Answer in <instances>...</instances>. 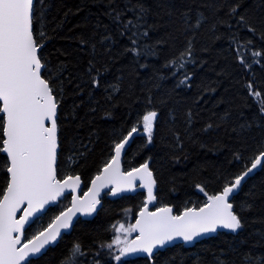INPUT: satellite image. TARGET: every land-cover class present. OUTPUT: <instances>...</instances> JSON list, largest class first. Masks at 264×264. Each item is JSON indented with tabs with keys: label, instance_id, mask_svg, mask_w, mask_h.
Segmentation results:
<instances>
[{
	"label": "trees",
	"instance_id": "trees-1",
	"mask_svg": "<svg viewBox=\"0 0 264 264\" xmlns=\"http://www.w3.org/2000/svg\"><path fill=\"white\" fill-rule=\"evenodd\" d=\"M140 2L149 9L141 28L147 29L148 35L139 38L140 54H136L131 51V33L122 35V25L113 21L109 13L113 8H131L137 0H37V7L44 12L43 30L51 37L46 41L45 55L54 65L66 64L65 77L71 73L74 78L66 84L61 105V158L85 153L81 145L87 146L83 159L74 156L86 191L98 166L110 155L113 139L126 134L147 108L155 107L158 117L152 142L148 143L146 135L135 138L123 163L125 168H131L150 158L149 166L157 179V203L172 204L178 212L186 203L198 205L206 199L196 183L203 184L209 192L218 190L220 177L238 174L244 163L250 166L259 145L264 143V114L247 88L252 81L255 89L264 92V67L252 63L249 71L239 62L231 39L237 17L228 15L230 6L239 3L238 12L259 22L264 19V0ZM185 13L191 18L190 24L198 16L204 19L195 29L194 47L191 57L186 58L185 69L174 75L167 61L184 47L193 31L185 24ZM133 18V12L126 11L122 20ZM35 27L39 31L41 24L37 22ZM236 35L241 42L251 38L256 48H264V41L246 29ZM241 54L251 62L250 53ZM89 60L101 70L99 88L89 82ZM185 74L190 77L187 81ZM76 83H81L82 91ZM113 84L118 85V92L113 91ZM149 96L154 101L152 105L147 103ZM106 112L110 115L106 116ZM242 124L251 127L242 130ZM234 153L241 154L243 161L237 162ZM3 185L4 175L0 172V187ZM144 195V191H137L115 200L105 196L93 220L78 221L72 232L36 264H61L62 256L75 241L88 249L87 264H92L96 251L101 252L104 264L108 250L99 245L110 242V225L134 223ZM70 198L51 208L33 227L46 225ZM233 203L243 217L242 230L218 233L191 248L177 245L161 252L155 264H197L198 259L201 264H211L221 250L230 264H245V254L253 260L264 257V167L247 178ZM246 203H251L252 208L241 211ZM127 260L130 264H154L145 256ZM111 264L118 262L112 260Z\"/></svg>",
	"mask_w": 264,
	"mask_h": 264
},
{
	"label": "snow or ice",
	"instance_id": "snow-or-ice-1",
	"mask_svg": "<svg viewBox=\"0 0 264 264\" xmlns=\"http://www.w3.org/2000/svg\"><path fill=\"white\" fill-rule=\"evenodd\" d=\"M238 8L240 4L236 3L230 6L228 13L237 17L231 39L238 60L249 71L252 63L264 67V48H256L251 38L241 42L236 35L241 29H246L264 41V19L256 22L238 12ZM126 11H132L134 18L125 22L122 17ZM148 11L137 0L131 8H113L109 13L113 21L122 25V35L131 33L134 45L131 51L136 54H140L139 38L148 35L147 29L141 31ZM43 19L44 12L37 7V0H0V172L4 175V185L0 187V264H36L49 246L73 227L77 214L88 216L97 211V206L102 203V193L123 198L122 194L135 192L138 188L145 192L135 223L110 225L113 229L110 242L99 245L100 249L108 250L104 264H111L112 260L118 264H130L122 258L134 254H145L146 259L155 264L161 252L176 247L178 240L192 244L218 230L226 229L232 233L242 230L243 217L235 210L233 200L253 170L258 165L264 167V143L259 145L258 154L251 159L250 166L244 163L238 174L220 177L218 190L209 192L203 184L196 183L195 187L206 199L198 205L186 203L177 212L172 204L157 203V179L149 166L150 158L131 168H125L123 163L126 146H130L134 134L142 132L146 134L148 143L152 142L158 117L155 107L147 108L126 134L113 139L110 155L98 166L87 190L80 194L82 178L76 171L79 161L74 156L83 159L87 146L81 145L85 153L76 152L61 158V105L65 100L66 84L72 83L74 78L71 73L65 77L66 64L54 65L45 55L46 41L51 37L43 30ZM190 19L185 13V24L193 29L192 35L184 47L167 61V65L174 69V75L185 69L186 58L192 55L195 29L201 26L204 18L198 16L191 24ZM37 22L41 24L39 31L35 27ZM229 27L233 25L229 24ZM81 43L86 44L87 41L82 40ZM242 52L250 53L251 62ZM87 76L92 86H101V70L95 68L92 60H89ZM188 79L189 75L185 74L184 80ZM111 87L113 91L120 90L116 84ZM76 88L83 90L81 83H76ZM247 88L248 94L259 104V112L264 114V92L255 89L252 81L248 82ZM146 99L149 105L154 103L151 96ZM240 127L244 130L251 125L242 124ZM233 155L237 162L243 161L241 154ZM69 196L68 205L52 216L46 225L33 227L47 215L50 206ZM251 208L252 204L246 203L241 211ZM133 233H136L134 238ZM88 254V249L75 241L62 256L61 264H87ZM100 257L101 252L96 251L92 264H102ZM244 260L245 264H264V257L253 260L250 254H245ZM197 264H201L199 259ZM211 264H230V261L221 250L219 255H214Z\"/></svg>",
	"mask_w": 264,
	"mask_h": 264
},
{
	"label": "water",
	"instance_id": "water-1",
	"mask_svg": "<svg viewBox=\"0 0 264 264\" xmlns=\"http://www.w3.org/2000/svg\"><path fill=\"white\" fill-rule=\"evenodd\" d=\"M145 135H146V134H144V133L134 134V139L137 138V137H140V136H145ZM134 139H130V146H131V144L133 143ZM130 146H126V152H127V150L130 148ZM124 157H125V156H124ZM124 157H123V161H124ZM260 167H261V166L258 165L257 169L253 170V173H251L249 177H251V176H252V175H253V174H254V173H255ZM249 177H247V178H249ZM247 178H246V180H247ZM246 180H245V181H246ZM245 181H244V182H245ZM244 182H242V184H243ZM104 191L107 192L108 190L105 189ZM137 191H144V190L138 188L135 192L122 194V197H124V196H131V195H134V194L137 193ZM80 194H81V195L83 194V183H81V192H80ZM105 196H107V195H104V193H102V197L104 198ZM109 197L112 198V199H114V200H115V199H120V198H121L120 196L113 197V196H111V195H109ZM103 198H102V199H103ZM62 200H63V199H62ZM62 200H61V201H62ZM59 203H60V201L57 202V204H56L55 206H50V209L56 207ZM101 204H102V203H101ZM149 207H150V209H151V208H152V205H150ZM100 208H101V205H98V206H97V211H96L95 213L91 214V215H88V216L81 215V214H77V217L74 218L73 227H72L70 230H66L64 233H62V236H61L60 238H58V241H57L54 245L49 246V249L55 248V247L58 245V243L60 242V240H61L65 235H69V234L72 232V230H73L75 224H76L78 221H80V220H82V221H91V220H93V219L96 217V215L98 214ZM134 223H135V222H134ZM218 233L235 234V233L230 232L229 230L222 229V230H218L217 233H210V234H207V235H205V236H203V237H201V238H198V241H197V242H193L192 244H184L182 241H179V240H178V241L176 242V245H183L185 248H191V247H194L196 244H199V243H201V242H203V241H205V240H208V239H210V238L215 237ZM134 235H136V233H134ZM171 248H172V247H171ZM169 249H170V248H169ZM162 252H164V251H162ZM135 256H145V254H134V255H130L129 257H126L125 259H127V258H131V257H135Z\"/></svg>",
	"mask_w": 264,
	"mask_h": 264
},
{
	"label": "rangeland",
	"instance_id": "rangeland-1",
	"mask_svg": "<svg viewBox=\"0 0 264 264\" xmlns=\"http://www.w3.org/2000/svg\"><path fill=\"white\" fill-rule=\"evenodd\" d=\"M124 223V222H123ZM128 223H125V225H127ZM132 238H134V234H132Z\"/></svg>",
	"mask_w": 264,
	"mask_h": 264
}]
</instances>
